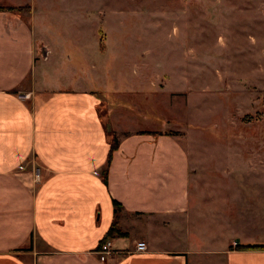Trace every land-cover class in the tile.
<instances>
[{
    "label": "crops",
    "instance_id": "0c3cea01",
    "mask_svg": "<svg viewBox=\"0 0 264 264\" xmlns=\"http://www.w3.org/2000/svg\"><path fill=\"white\" fill-rule=\"evenodd\" d=\"M0 4L35 16L46 3ZM39 28L0 9V264H264V212L247 231L237 213L218 216L244 199L199 173L180 137L134 126L138 111L121 127L123 102L107 87L27 81L57 63L51 50L38 59ZM112 227L120 232L107 236ZM106 239L114 250L102 259Z\"/></svg>",
    "mask_w": 264,
    "mask_h": 264
},
{
    "label": "rangeland",
    "instance_id": "374dc122",
    "mask_svg": "<svg viewBox=\"0 0 264 264\" xmlns=\"http://www.w3.org/2000/svg\"><path fill=\"white\" fill-rule=\"evenodd\" d=\"M34 2L46 3L35 16L15 9L40 27L38 59L51 50L57 63L28 82L80 79L96 92L109 88L123 102L121 127L180 137L199 173L244 199L228 212L219 203L218 216L237 213L241 231L257 224L264 212V0Z\"/></svg>",
    "mask_w": 264,
    "mask_h": 264
},
{
    "label": "built area",
    "instance_id": "2783aa9c",
    "mask_svg": "<svg viewBox=\"0 0 264 264\" xmlns=\"http://www.w3.org/2000/svg\"><path fill=\"white\" fill-rule=\"evenodd\" d=\"M29 94L30 93H24L23 96L28 97ZM18 167H23V164H20ZM39 176H40V173L37 172L36 178L40 179ZM146 249H147V243L145 241L141 240V241H138L136 243V250L142 251V250H146ZM113 250H114V247L112 246L111 241L109 239H106L100 246V250L99 251L102 253L101 258L105 259L106 255L108 253H111ZM105 253H106V255H105Z\"/></svg>",
    "mask_w": 264,
    "mask_h": 264
},
{
    "label": "trees",
    "instance_id": "16d2710c",
    "mask_svg": "<svg viewBox=\"0 0 264 264\" xmlns=\"http://www.w3.org/2000/svg\"><path fill=\"white\" fill-rule=\"evenodd\" d=\"M16 7L15 6H12V5H1L0 4V9H15ZM112 143H111V147H110V151H109V161H111V158H112V152L114 151V149H116L118 147V138L116 136L115 133L112 134ZM116 203V201H114ZM115 232H120V230H117L115 227H112L109 232H108V235H114ZM122 233V231H121ZM246 246V245H245ZM248 246V245H247Z\"/></svg>",
    "mask_w": 264,
    "mask_h": 264
}]
</instances>
